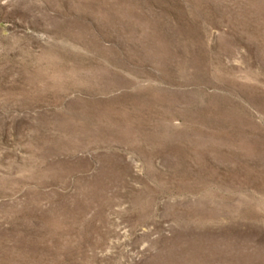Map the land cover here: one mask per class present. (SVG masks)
<instances>
[{
    "label": "rangeland",
    "instance_id": "1",
    "mask_svg": "<svg viewBox=\"0 0 264 264\" xmlns=\"http://www.w3.org/2000/svg\"><path fill=\"white\" fill-rule=\"evenodd\" d=\"M0 264H264V0H0Z\"/></svg>",
    "mask_w": 264,
    "mask_h": 264
}]
</instances>
